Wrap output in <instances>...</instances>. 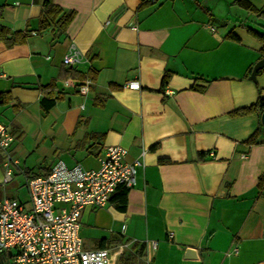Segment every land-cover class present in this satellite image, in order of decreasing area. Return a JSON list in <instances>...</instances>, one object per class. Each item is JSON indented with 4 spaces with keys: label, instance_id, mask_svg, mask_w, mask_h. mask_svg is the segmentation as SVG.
<instances>
[{
    "label": "crops",
    "instance_id": "crops-1",
    "mask_svg": "<svg viewBox=\"0 0 264 264\" xmlns=\"http://www.w3.org/2000/svg\"><path fill=\"white\" fill-rule=\"evenodd\" d=\"M43 1L0 0V22L30 30L25 42L0 41V122L15 160L5 183L0 149V196L57 160L95 168L118 144L142 165L124 209H83L85 249L111 248L108 264H264V124L257 111L230 113L264 98V67L251 77L264 55L249 30L264 32V18L236 0H47L72 15L35 32ZM71 46L80 59L65 64ZM44 96L54 100L45 111Z\"/></svg>",
    "mask_w": 264,
    "mask_h": 264
},
{
    "label": "built area",
    "instance_id": "built-area-1",
    "mask_svg": "<svg viewBox=\"0 0 264 264\" xmlns=\"http://www.w3.org/2000/svg\"><path fill=\"white\" fill-rule=\"evenodd\" d=\"M79 59V52L73 46L63 56L65 64ZM91 83V78L85 77L79 92L86 93ZM126 85L138 87V82L130 81ZM12 140L7 125L0 122L5 183L11 179L9 163L15 161L10 150ZM125 153V147L108 144L97 157L95 168H84L80 163L67 166L57 160L46 173L27 176L26 200L0 196V253L11 251L15 264H108L111 248L83 247L80 217L87 207L105 205L119 184L130 187L135 183L142 159L127 161ZM150 243L153 248L157 244L155 240ZM131 244L126 240L114 247L122 250ZM232 251L237 252V248Z\"/></svg>",
    "mask_w": 264,
    "mask_h": 264
},
{
    "label": "trees",
    "instance_id": "trees-1",
    "mask_svg": "<svg viewBox=\"0 0 264 264\" xmlns=\"http://www.w3.org/2000/svg\"><path fill=\"white\" fill-rule=\"evenodd\" d=\"M236 3L239 4L241 7L245 8L249 12H252L256 17H262L264 18V10H261L257 8L255 5H253L249 0H236ZM43 16L39 20L38 25L35 29V32H42L47 30L52 24L55 22H58L61 18H63L64 21H67L70 19L72 13L71 12H63L62 8L55 4L51 3L47 0L43 1ZM3 5H0V17L2 14ZM251 33L261 42L260 46V52L262 55H264V32H259L253 29H249ZM30 34L29 29L24 30H11L8 26L2 24L0 22V41H2L6 46H11L17 43L25 42L28 35ZM229 36H232L229 33ZM252 66L249 67L248 70H251ZM167 81V73L163 75L162 84L164 85ZM52 84H45L41 85L40 89L41 91H44L45 89H48ZM9 97L8 92H0V103L7 101ZM41 107L43 110H47L54 102L53 99L48 98L47 96H44L40 100ZM259 112L261 113L264 111V98L259 97L254 103L240 107L237 109H234L230 111L232 115H241L246 114L250 112ZM259 135V131H254L246 140L245 143L247 144H253L257 142V138ZM264 181V175L260 176L261 183ZM129 187H127L124 184H119L114 193L110 196V201H112L115 206L119 209H124L126 205V196L127 191ZM142 247V245L140 246Z\"/></svg>",
    "mask_w": 264,
    "mask_h": 264
},
{
    "label": "water",
    "instance_id": "water-1",
    "mask_svg": "<svg viewBox=\"0 0 264 264\" xmlns=\"http://www.w3.org/2000/svg\"><path fill=\"white\" fill-rule=\"evenodd\" d=\"M261 67H264V58L258 60V61L254 64V66H253V68H252V72H251V77H254L256 71H257L259 68H261ZM260 121H261L262 124H264V111H262L261 114H260ZM186 251H187L188 253L193 252V251H194V248H192V247H187V248H186ZM2 255H3V254L0 253V257H2ZM10 257H11V251H8V257H6V259H5V258H4V259L7 261V259L10 258Z\"/></svg>",
    "mask_w": 264,
    "mask_h": 264
},
{
    "label": "rangeland",
    "instance_id": "rangeland-1",
    "mask_svg": "<svg viewBox=\"0 0 264 264\" xmlns=\"http://www.w3.org/2000/svg\"><path fill=\"white\" fill-rule=\"evenodd\" d=\"M261 23H264V20H261ZM19 188H20V191H19V193L18 192H14V191H12L11 192V194H14L15 196H25V194H26V192H27V187H26V185L24 184V182H22V183H20L19 184ZM19 194V195H18ZM9 264H15L14 262H13V259H11L10 260V262H9Z\"/></svg>",
    "mask_w": 264,
    "mask_h": 264
},
{
    "label": "flooded vegetation",
    "instance_id": "flooded-vegetation-1",
    "mask_svg": "<svg viewBox=\"0 0 264 264\" xmlns=\"http://www.w3.org/2000/svg\"><path fill=\"white\" fill-rule=\"evenodd\" d=\"M12 258L10 257V258H8L7 259V261L4 259V257L2 256V257H0V264H9V262H10V260H11Z\"/></svg>",
    "mask_w": 264,
    "mask_h": 264
}]
</instances>
